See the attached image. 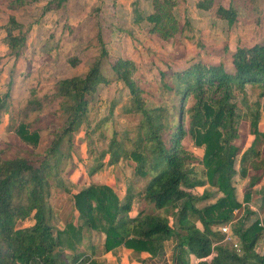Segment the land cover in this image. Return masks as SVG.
I'll use <instances>...</instances> for the list:
<instances>
[{
  "label": "rangeland",
  "instance_id": "obj_1",
  "mask_svg": "<svg viewBox=\"0 0 264 264\" xmlns=\"http://www.w3.org/2000/svg\"><path fill=\"white\" fill-rule=\"evenodd\" d=\"M54 1L0 0V97L10 95L6 110L0 115L1 155L6 159H38V154H44L54 130L67 119L56 83L88 72L100 55L97 36L101 32L109 51L103 61V70L112 79L99 88L91 101L90 122L74 133L71 143L66 137L61 146L58 173L50 178L52 224L57 229L64 228L70 221L79 222L73 194L91 184H105L115 190L122 204L127 202L129 192L132 194L131 216L143 209L146 213L168 217L178 227L183 201L177 206L156 208L140 196L149 177L135 174L132 158L121 151L119 160L110 163L108 151L116 147L115 142L128 152L134 149L142 120V114L135 110L129 88L123 80L116 79L111 64L121 57L132 60L131 78L142 88L145 106L165 107L175 118L182 117L187 108L197 103L191 97L179 111L178 106L183 102L166 86L173 72L184 70L199 60L223 63L232 71V57L238 48L264 43V0H67L60 7ZM220 7H233L235 21L230 23L222 17ZM150 14L160 15L161 22L150 21ZM11 17L23 24L24 32L27 30V42L19 55L8 52L10 28L7 24ZM12 32L16 34L18 29ZM223 90L220 89V95ZM228 90L240 114V136L236 143L243 151L252 146L260 152L259 156L252 154L248 159L250 169L245 178L240 174L241 155L237 158V173L232 184L242 206L235 209L230 222L235 230L242 223L250 225L256 220L264 226V86L248 83L243 89L232 84ZM31 99L38 104H30ZM257 113L260 116L259 135L250 130L253 115ZM23 123L31 131L38 130L37 143L20 135L18 129ZM183 142L198 158L186 166L197 173L191 180L200 177L206 180L204 185H184L183 188L191 193L195 206L202 209L215 203L223 192L206 176L201 160L204 146H195L190 137ZM254 161L258 168L252 164ZM94 168L96 170L91 172ZM256 173L261 174L260 179L250 187V180ZM60 181L66 189L57 186ZM247 188L251 193L249 197L246 196ZM205 194L208 195L202 198ZM34 222L30 216L19 221L17 227L31 226ZM196 223L202 226L201 221ZM225 223L228 222L215 224L214 230L219 231ZM104 240V233L90 230L84 233L77 249L64 246L61 250L64 255L85 252L90 256V260L84 261L82 257L77 264H126L130 261L123 260L124 255L118 252L108 261L104 257L108 252ZM227 242L240 250L241 240L235 233L233 241ZM263 246L264 234L256 250L261 251ZM93 255L100 263L91 262Z\"/></svg>",
  "mask_w": 264,
  "mask_h": 264
},
{
  "label": "trees",
  "instance_id": "obj_2",
  "mask_svg": "<svg viewBox=\"0 0 264 264\" xmlns=\"http://www.w3.org/2000/svg\"><path fill=\"white\" fill-rule=\"evenodd\" d=\"M65 1L54 2L60 7ZM219 13L230 23L237 17L233 7H220ZM148 19L161 22V16L157 14L148 15ZM7 25L10 28L8 52L19 55L27 42V30L24 32L23 24L14 17ZM13 29H18V32L13 34ZM97 37L100 55L88 72L56 83L57 94L62 98L61 108L67 119L54 130L44 154H38V159H6L0 153V264H77L82 257L88 261L90 256L85 252L64 255L61 248L77 249L84 233L90 230L104 233L106 251L124 246L156 255L163 250L165 241L171 239L176 241L179 264H188L191 254L201 258L197 264H264V246L261 251L256 250L264 234V226L259 220L250 225L242 223L236 230L232 226L241 240L239 251L242 252L232 248L228 242H221L224 236L213 228L217 223L232 221L235 209L242 206L232 184L237 173V158L241 155L240 174L245 178L250 169L247 167L248 159L252 154H260L252 146L243 151L242 146L236 143L240 136V114L230 100L228 88L235 84L244 89L248 83L264 86V43L238 48L232 57V71L223 63L202 60L184 70L174 71L166 86L183 102L178 106L179 111L191 97L197 103L193 108H187L182 117L178 115L176 118L165 107L145 106L141 96L143 90L131 78L133 61L117 58L111 69L116 79L123 80L129 88L135 110L142 114V120L134 149L128 152L115 142L116 147L108 151L110 163L119 160L121 151L132 158L135 174L141 178L149 177L140 196L156 208L177 206L183 201L178 227L168 217L146 213L143 209L131 216L132 194L129 192L127 202L122 204L115 190L105 184H91L73 194L79 222L70 221L64 228L53 226L49 187L50 178L58 169L61 146L66 137L71 143L74 133L90 122L88 111L91 101L99 88L112 79L103 70V61L109 56V51L101 32ZM221 88L224 90L220 95ZM9 98V94L0 97V115L6 110ZM29 103L38 104L35 99ZM259 117L257 113L251 120L250 130L257 135L260 133ZM18 132L27 141L37 143L40 139L38 130H29L24 123ZM186 137H190L195 146H204L201 160L206 167V176L223 192L215 203L202 209L195 206L191 193L183 188L184 185H204L206 181L202 177L191 180L197 173L186 166L198 158L185 147L183 141ZM252 164L259 167L255 161ZM260 176L254 174L249 186H254ZM57 186L66 189L61 181ZM250 195L247 188L246 196ZM30 216H33L34 224L17 227L19 221ZM197 221H201V227ZM213 252L215 254L209 259ZM91 262L96 263V260Z\"/></svg>",
  "mask_w": 264,
  "mask_h": 264
},
{
  "label": "crops",
  "instance_id": "obj_3",
  "mask_svg": "<svg viewBox=\"0 0 264 264\" xmlns=\"http://www.w3.org/2000/svg\"><path fill=\"white\" fill-rule=\"evenodd\" d=\"M91 246L92 248L95 247V245ZM176 247V241L168 239L164 243L163 250H161V252L157 253L156 255H152L148 252L135 251L124 246H119L113 250L108 251L106 254H104V257L108 258L107 260L109 261L110 257L113 256L115 252H118L119 254L124 255V258H122L123 260L126 261L127 258L130 259V261L126 262V264H179V256ZM211 258L212 257H210L209 259ZM93 259L99 261L100 263V259L95 257L94 255ZM200 260L201 258H198L194 254H191L188 260V264H197Z\"/></svg>",
  "mask_w": 264,
  "mask_h": 264
},
{
  "label": "built area",
  "instance_id": "obj_4",
  "mask_svg": "<svg viewBox=\"0 0 264 264\" xmlns=\"http://www.w3.org/2000/svg\"><path fill=\"white\" fill-rule=\"evenodd\" d=\"M220 233L224 236L221 242L233 241L234 239V232L232 229V222L225 223L224 225L220 226L219 229ZM236 246H238L237 242H234ZM210 256V255H209ZM208 256V257H209Z\"/></svg>",
  "mask_w": 264,
  "mask_h": 264
}]
</instances>
